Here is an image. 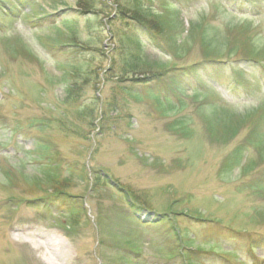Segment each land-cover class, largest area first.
<instances>
[{"label": "rangeland", "instance_id": "obj_1", "mask_svg": "<svg viewBox=\"0 0 264 264\" xmlns=\"http://www.w3.org/2000/svg\"><path fill=\"white\" fill-rule=\"evenodd\" d=\"M83 3L0 0V264H264V0Z\"/></svg>", "mask_w": 264, "mask_h": 264}, {"label": "trees", "instance_id": "obj_2", "mask_svg": "<svg viewBox=\"0 0 264 264\" xmlns=\"http://www.w3.org/2000/svg\"><path fill=\"white\" fill-rule=\"evenodd\" d=\"M81 2H82V5L83 4H85V3H83V2H85L86 0H80ZM93 3V2H92ZM93 6H95V5H93ZM91 7H92V4H91ZM137 18V19H136ZM135 19L138 21V22H136L137 24H133L135 27L137 26V25H143L144 23H140V21H142V20H145L144 19V17L143 16H140V17H138V16H136L135 15ZM136 32H137V35H136V38L134 37V42L136 43V45H138V44H142L143 43V38L145 39V40H147V39H149V38H151V36L149 35V34H147L146 32H144V31H142V30H140V33L136 30ZM180 76H181V78H185L184 76L185 75H188V76H190V74L188 73L189 71L187 70V69H183V70H180ZM176 78V77H175ZM143 82H145L146 80L145 79H141ZM155 94H157V95H160L161 94V91H159V90H155Z\"/></svg>", "mask_w": 264, "mask_h": 264}, {"label": "bare ground", "instance_id": "obj_3", "mask_svg": "<svg viewBox=\"0 0 264 264\" xmlns=\"http://www.w3.org/2000/svg\"><path fill=\"white\" fill-rule=\"evenodd\" d=\"M32 242H33V244H36L37 248H39V249L45 248L46 249L47 254L43 257L44 260H46L49 264L55 263L56 259H54V254H53L52 250L55 248L58 249L59 246H61L62 243H60L61 242L60 238H58L56 236V238H53V241L50 244H44L42 242H36V241H34V239H32ZM48 251L51 252V258L47 257V255L50 254Z\"/></svg>", "mask_w": 264, "mask_h": 264}, {"label": "water", "instance_id": "obj_4", "mask_svg": "<svg viewBox=\"0 0 264 264\" xmlns=\"http://www.w3.org/2000/svg\"><path fill=\"white\" fill-rule=\"evenodd\" d=\"M143 216H144V221L145 222H150L153 220V217L155 216L154 213L148 212V211H144L143 212Z\"/></svg>", "mask_w": 264, "mask_h": 264}]
</instances>
